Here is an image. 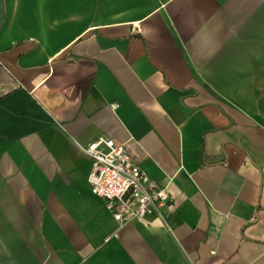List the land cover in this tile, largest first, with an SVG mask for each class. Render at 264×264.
I'll return each mask as SVG.
<instances>
[{
    "label": "crops",
    "instance_id": "1",
    "mask_svg": "<svg viewBox=\"0 0 264 264\" xmlns=\"http://www.w3.org/2000/svg\"><path fill=\"white\" fill-rule=\"evenodd\" d=\"M98 137L164 221L91 192ZM0 264H264V0H0Z\"/></svg>",
    "mask_w": 264,
    "mask_h": 264
},
{
    "label": "built area",
    "instance_id": "2",
    "mask_svg": "<svg viewBox=\"0 0 264 264\" xmlns=\"http://www.w3.org/2000/svg\"><path fill=\"white\" fill-rule=\"evenodd\" d=\"M91 160L88 183L119 224L153 216L165 220L169 193L152 180L121 145L98 137L82 146Z\"/></svg>",
    "mask_w": 264,
    "mask_h": 264
}]
</instances>
